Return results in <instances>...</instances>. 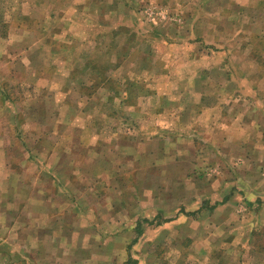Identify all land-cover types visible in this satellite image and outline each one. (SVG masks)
<instances>
[{
	"label": "rangeland",
	"instance_id": "1",
	"mask_svg": "<svg viewBox=\"0 0 264 264\" xmlns=\"http://www.w3.org/2000/svg\"><path fill=\"white\" fill-rule=\"evenodd\" d=\"M92 1L0 0L3 259L10 264H264V215L260 214L264 203L244 197L235 185L240 168L264 169V141L253 139L244 152L231 146L230 155L200 157V166L194 169L199 192H210L218 183V189L203 201L200 196L194 198L197 187L185 180L191 175L190 156L182 168L174 165L162 173L158 169L141 171L139 161L136 168L127 169L137 175H130L121 165L102 179L91 171L86 176L75 173L74 168H81L84 159L99 168L107 166L105 161H112L113 167L121 164L124 156L111 149L119 137L110 138L115 137L114 132L132 130L125 120L133 118L141 130L142 117H150L147 109L134 111L131 107L141 96L137 76L146 62L137 48L154 56L149 64L152 71L178 63L177 59L165 62L164 54L171 49L166 51L160 41L150 43V27L132 14L123 21L111 19L108 10L117 12L116 0H95L99 11ZM129 1L123 0L125 10ZM145 2L184 4L187 18L189 0ZM209 2L210 10L202 19L205 27L200 31L208 36L207 24L238 26L230 36L249 58L229 56L227 67L237 85L245 80L256 86L247 101L256 99L264 105V0ZM220 54L223 56L214 54L215 65L226 56ZM241 71L244 73L237 75ZM147 86L154 88L151 80ZM156 94L151 92L148 102L159 104ZM122 100L132 104L124 105ZM118 117L122 123L116 121ZM88 118L95 124L92 128L85 123ZM85 125L88 129L82 130ZM94 132L104 133L106 140L101 144L110 147L99 152L100 160L94 155L82 156V150L73 149L71 143ZM262 132L264 138V126ZM99 141L92 140L91 148ZM2 150H6L8 163L2 159ZM71 150L74 156L68 163ZM30 168L73 169L60 175L65 179L62 182L57 177H36ZM57 181L64 183L60 185L63 192L54 185ZM180 181L187 184L176 189ZM223 182L229 186L223 188ZM32 186L42 188L45 196L61 199L63 195L65 213L63 206L53 202L35 204L37 188L32 190ZM15 198L23 202L15 204ZM191 198L198 204H185ZM18 239L27 243L19 245Z\"/></svg>",
	"mask_w": 264,
	"mask_h": 264
},
{
	"label": "crops",
	"instance_id": "2",
	"mask_svg": "<svg viewBox=\"0 0 264 264\" xmlns=\"http://www.w3.org/2000/svg\"><path fill=\"white\" fill-rule=\"evenodd\" d=\"M92 3H94L96 11H99L100 7H98L95 0ZM146 3L145 0H130L125 10L123 0H116L114 6L117 7V12L113 11L112 8L108 10V13L111 15V19L116 21H123L130 14L135 16L140 24L150 27V43L160 41L161 45L163 43L167 46L166 51L169 52L171 49L172 52H175V54H170L172 52L165 53V62L177 59L178 63L175 67L168 63L169 65L164 69L152 71L149 64L151 60H154V56L140 52V49L137 48L138 54L142 53V59L146 56L144 58L146 62H142L138 70L139 76H137L140 79L138 92H141V96L137 104L131 107L134 108V111L141 108L143 110L147 109L150 117H142L141 130L135 127L138 126V123L133 118L132 120H125V124L131 125L132 130L126 129L119 135L114 132L115 137L110 138L112 141L119 137L116 141L118 143L112 146L111 149H116L114 151L117 155L121 153L124 156L125 160L121 164L117 163L113 167L112 161L104 160L107 166L99 168L98 165L96 167L92 166L94 161L82 159L85 164H82L81 168H74V171L75 173L78 172L80 176H86L91 171L98 174L97 177L102 179V176L120 168L119 165H121L124 171L130 173V175H137V172L128 171L127 169L136 168L139 161L142 164L138 163L137 168L142 169L141 171L158 169L162 173L165 168H172L174 165L182 168L184 161L190 156L191 175H188L185 180L190 181L189 184L193 185L194 188L197 187L194 190L196 194L194 198L200 196L201 201H203L211 197L214 188L218 189V183L210 192L208 191L205 194L199 192V177L196 170L200 166V157L205 155L224 157L230 155L229 149H231V146L237 148L240 152H244L248 148L247 144L252 142L253 139L263 142L264 138L260 136L263 133L262 126H264V105L256 99H252L251 102L250 100L247 101L248 93H253L256 86L241 79L240 86L237 85L236 81L233 80L231 70L227 67L229 56L237 57L240 60L249 58L242 53L241 44L236 41L233 42V37L230 36L232 28L237 30L238 26H227L224 23L207 24L208 36L200 31L201 26L205 27L202 19L205 13L208 14L210 10L209 0H202V2L189 0L186 20L182 11V8L185 9L182 6L184 4L180 7L175 4L167 6L158 5L155 2ZM197 4L200 5L197 6ZM199 12L202 17L200 15L198 17ZM205 19L207 21V18ZM125 27H131V25ZM2 38H6V33L5 36L2 35ZM137 42H139L138 38ZM148 49L150 51L149 47ZM221 52L225 53L226 56L221 59L219 65H215L216 56L214 54L216 53L217 56L220 55L218 57H222ZM243 73L244 71H241L237 75L241 76ZM150 80L154 88L147 86ZM90 81L95 82L94 79H90ZM216 81H219V84ZM151 92L158 94L154 97L157 98L159 104L148 102V96L151 97ZM173 93L176 95L175 99L171 97ZM114 94L117 95L118 92ZM2 100L5 101L3 90ZM122 102L127 106L132 104L125 100H122ZM90 121L93 120H85V123L92 128L95 124ZM116 121L122 123L121 117L116 118ZM81 129L87 130L88 126L85 125ZM81 137L71 143L75 147L73 149L82 150V156L86 155L90 158L94 155L100 160L99 152L110 149V147L101 144V141L106 140L104 133H87ZM74 138V135L71 136V139ZM92 140H100L93 149L91 148ZM125 141L127 143H124ZM5 151L2 150V159L8 163ZM68 154V163H70L74 154L72 150ZM138 157L140 159H136ZM28 159H31V156H28ZM171 160H173L172 163ZM95 164H97V161H95ZM30 169L32 175H36V177L44 176L47 180L57 177L65 182V179L60 175H65L68 170L72 171L73 168ZM194 169L196 170L194 171ZM240 176L235 185L243 191L244 197L259 199L264 203V169L240 168ZM62 182L57 181L54 184L60 192H63L64 189V186H60L64 184ZM182 183L185 182H178L175 185L176 189L179 185L182 187ZM226 186H229V184L223 182L222 187L225 188ZM18 187L21 188V186ZM31 189L37 192L35 204L40 202L50 205L53 202L63 206L62 211L63 214L65 213L63 195H60L61 200L60 198L45 196L44 191L40 190L42 188L32 186ZM22 202L16 201V198L14 199L15 204H21ZM189 202L196 201L191 198L185 204ZM198 202L196 203L198 204ZM260 214L264 215V207H262ZM46 219L50 220L52 217L46 216ZM24 240L26 239H18V244L27 243ZM3 248L2 239L0 238V264H10L2 257Z\"/></svg>",
	"mask_w": 264,
	"mask_h": 264
},
{
	"label": "trees",
	"instance_id": "3",
	"mask_svg": "<svg viewBox=\"0 0 264 264\" xmlns=\"http://www.w3.org/2000/svg\"><path fill=\"white\" fill-rule=\"evenodd\" d=\"M145 221H147V220H145ZM139 231V230H138ZM138 234H140V231H139V233ZM134 264H138V263H136V262H133Z\"/></svg>",
	"mask_w": 264,
	"mask_h": 264
}]
</instances>
